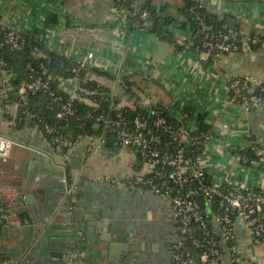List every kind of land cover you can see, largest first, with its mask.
Wrapping results in <instances>:
<instances>
[{"label":"crops","instance_id":"1","mask_svg":"<svg viewBox=\"0 0 264 264\" xmlns=\"http://www.w3.org/2000/svg\"><path fill=\"white\" fill-rule=\"evenodd\" d=\"M185 2L0 0V19L23 32L61 22V28L48 35L46 49L92 51L87 77L120 108L161 106L176 123L178 106L184 104L193 111L190 117L204 116L210 136L203 165L219 181L249 138H257L264 150V107L246 111L228 97L233 78L249 77L253 92V84L264 85V43L219 52L208 60L196 51L179 49L171 38H189L192 33L183 24ZM197 2L236 39L248 34L264 39V0ZM119 7L125 19L117 13ZM141 7L151 17L168 19L161 35L132 25L129 16ZM53 14L57 22L47 24ZM74 19L82 22L79 28L71 26ZM63 77L64 82L73 78ZM121 81L129 87H121ZM78 85L83 86L80 81ZM8 109L10 113L0 110V133L15 143L6 158H0V204L7 216L0 224V264H66L70 252L79 253L80 264L168 263L173 225L166 199L150 191H129L122 184L137 169L133 153L105 147L93 151L85 136L61 150L48 142L29 115H19L15 104ZM243 169L235 171L234 180L256 185L264 177V164ZM106 175L111 180L98 178ZM64 176L74 182L70 194ZM237 238L255 264H264V246L252 245L243 229Z\"/></svg>","mask_w":264,"mask_h":264},{"label":"built area","instance_id":"2","mask_svg":"<svg viewBox=\"0 0 264 264\" xmlns=\"http://www.w3.org/2000/svg\"><path fill=\"white\" fill-rule=\"evenodd\" d=\"M194 2L202 7L197 0ZM198 7H188L195 20V33H191L189 38H171L172 44L179 49L196 51L201 58L208 60L219 52H234L247 45L264 43V39L253 34L235 39L224 24L221 25L224 31L219 34L217 41L212 25L206 22L204 13ZM117 13L124 19L127 17L121 7L117 8ZM129 17L135 28H138L139 18L146 21L151 19L145 7L135 10ZM59 23L48 28L34 25L23 32L10 22L0 19V110L10 113L8 107L15 104L19 115H29L34 119L39 131L50 144L66 151L69 141L62 134L59 137V130L65 129L70 118L76 114L75 103L88 106L84 116L98 124L100 130L94 135H81L89 139L91 149L95 151L105 147L133 153L137 169L122 184L129 191H150L166 199L167 215L173 225L167 264H255L239 245L237 235L238 230L243 229L252 245L264 246V177L260 183L253 185L245 179L234 180L233 176L237 169H260L263 166L264 150L258 139H248L247 148L235 154V162L232 169H228V175L218 181L203 165L204 146L210 131L198 129L197 115L190 117L184 112V104L178 106L180 121L176 123H172L158 106L147 109L145 113L127 114L109 100L98 83L86 86L90 80L87 74L78 75L80 69L87 70L93 66L92 51L84 54H70L68 50L62 53L53 51L73 65V78L65 79L66 82L63 76L61 79L57 76L53 78L45 62L41 61L36 66L31 60L25 64L26 77L13 81V69L1 50H21L28 35H32L33 40L42 43L46 49V40L50 38L48 35L61 28ZM81 24L74 19L71 26L79 28ZM196 37H199L198 43L195 42ZM41 55L43 57L44 54L38 51L37 46H33L30 56ZM117 80L120 82L119 77ZM77 81L85 85L81 87ZM120 84L124 89L129 87L123 81ZM253 85L257 86L254 92L250 91L249 77L233 78L228 86L229 101L246 111L258 106L264 107V85ZM36 95L45 97L47 107L58 108L55 114L58 124L51 126L30 111V96ZM101 100H108V105L102 107ZM14 143L0 133V158H6V151ZM246 150L254 152V156L244 152ZM98 178L111 180L107 175ZM63 181L69 185L67 193L70 194L74 182L70 183L67 176L63 177ZM6 217L0 204V222ZM65 261L66 264H80L81 257L78 252H70Z\"/></svg>","mask_w":264,"mask_h":264},{"label":"trees","instance_id":"3","mask_svg":"<svg viewBox=\"0 0 264 264\" xmlns=\"http://www.w3.org/2000/svg\"><path fill=\"white\" fill-rule=\"evenodd\" d=\"M194 2V0H186L185 6L182 9V13L185 16V21L183 22L184 25H189V27L192 30V33H195V20L192 16V14L189 13L188 7L190 5H195V7H198V4ZM200 12L204 13L206 22L212 25V29L214 33L217 35L216 40H219V34L223 33V29L221 28V25L223 24V21L218 20L215 18L214 15L209 14L204 8L198 7L197 8ZM152 21L145 20L142 18H139V23L137 25L138 28H146L152 32H156L159 35L162 34V29L163 27L167 24L168 19L167 18H154L151 17ZM57 22V17L55 14L51 15L46 19L47 24H52ZM236 39V38H235ZM199 37L195 38V42L198 43ZM33 46L38 47V51L43 55L39 57H31L30 52L33 49ZM1 54L4 56V58L7 60L9 66L12 67L13 69V75L12 79L13 81H17L18 79H21L23 77H26V71H25V64L28 60H31L34 65H38L39 62L43 61L47 64V70L49 74L53 78L61 77V76H72L73 75V65L69 63L66 59H64L62 56L48 51L43 47L42 43H36L33 40L32 35H28L26 39V44L24 47L19 50V51H10L7 48H4L1 50ZM37 70H39L37 68ZM93 70V69H92ZM90 72L89 69H80L78 71L79 76H84L87 74V72ZM57 76V77H56ZM89 80V79H88ZM83 84V83H82ZM97 82L94 80L90 79L87 83L86 86H95ZM55 85V84H54ZM85 85V84H83ZM82 87V85H81ZM108 105V100H101V106L106 107ZM75 106L77 108L76 114L70 118L68 125L66 126L65 129H60L59 130V137L61 138V134L63 138H67L68 141H73L75 139H78L81 135L84 134H97L99 133V128L95 126V124L90 120L87 119L84 116V113L87 109H89L88 106L77 102L75 103ZM155 106V105H154ZM153 106V107H154ZM157 106V105H156ZM161 107V106H158ZM163 113L167 116V118L171 121V117L168 114L167 110L163 107ZM29 109L33 113L37 114V117L41 119L43 122H47L49 125L54 126L55 124H58L59 122L57 121L55 114L57 111V107H47L45 104V97L36 95V96H30V103H29ZM124 111H126L127 114H132V113H145L147 109H141L137 107L136 109H130L127 107L122 108ZM183 111L188 113L189 115L193 114V111L189 109L188 106H184ZM36 117V118H37ZM197 120H198V129L201 131H206L208 130V126L204 123V116L197 115ZM33 119V118H32ZM34 120V119H33ZM82 124V125H80ZM61 125V123H60ZM248 153L251 156H254V152H249L248 150L244 151Z\"/></svg>","mask_w":264,"mask_h":264},{"label":"water","instance_id":"4","mask_svg":"<svg viewBox=\"0 0 264 264\" xmlns=\"http://www.w3.org/2000/svg\"><path fill=\"white\" fill-rule=\"evenodd\" d=\"M130 9H131V7H130ZM150 20L152 21V18ZM77 84H79V81L77 82ZM261 107H263V106H258L257 108H261ZM95 126L98 127V124H95ZM0 224H5V220L2 221Z\"/></svg>","mask_w":264,"mask_h":264},{"label":"rangeland","instance_id":"5","mask_svg":"<svg viewBox=\"0 0 264 264\" xmlns=\"http://www.w3.org/2000/svg\"><path fill=\"white\" fill-rule=\"evenodd\" d=\"M59 79H61V78L59 77Z\"/></svg>","mask_w":264,"mask_h":264}]
</instances>
